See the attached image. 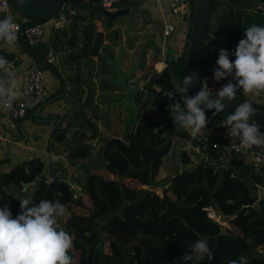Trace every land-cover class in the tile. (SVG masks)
<instances>
[{
	"label": "trees",
	"instance_id": "16d2710c",
	"mask_svg": "<svg viewBox=\"0 0 264 264\" xmlns=\"http://www.w3.org/2000/svg\"><path fill=\"white\" fill-rule=\"evenodd\" d=\"M145 1L64 0L48 17L34 19L37 23H44L40 41L43 48L50 47L54 54L62 52L59 61L70 70L66 88L56 67L41 60V70L45 67L53 71L59 87L48 93L47 98L63 92L61 99L69 101L79 97L74 102L76 106L90 110L86 119L77 117L72 125L68 122L64 126L53 124L47 143L48 147L64 141L69 144L65 158L71 165L79 161L76 166L79 174L68 177L69 184L77 195L85 194L92 205L86 213L71 212L70 207L74 206L64 205V214L66 211L69 214L66 225L63 221L60 223L70 228L67 230L73 240L72 264H183L184 254L191 251L195 241L202 239L208 240L214 257L212 261L206 258L200 264H229L241 255L247 258L248 264H264V171L254 172L246 160L226 151L223 140L206 134L211 131L209 128L214 121L226 122L227 116L220 113L213 116V112L206 111L209 123L202 134L193 138L189 131L175 127L168 109V105L175 101L184 106L179 94L172 99L165 94L181 86L189 27L182 40L172 37L164 53L165 66L143 76L140 92L153 93L156 103L138 111L136 122L128 127L125 139L115 134L98 138L97 110L92 105L95 95L115 93L114 99H119L123 92L111 84L114 70L112 66L104 65L110 52L104 45V33L95 28L93 21H103L105 30H110L112 22L118 23L122 16L107 26L101 13L103 10L126 8L128 14L134 9L143 12L146 10ZM104 2H108L107 7L103 6ZM260 5H264V0H210L205 33L210 25L225 32L226 48L233 62L235 56L232 53L239 41L246 38V28L253 24L264 27V8ZM16 12L23 14L19 10ZM190 18L191 12L188 23ZM50 19L65 20L66 25L46 23ZM111 32L109 38L114 41L118 38V29ZM169 47L172 54H169ZM126 48H131L129 38ZM148 51L152 59L159 53L155 31L149 33L136 54L141 58L140 67ZM154 84L158 86L156 91L153 90ZM243 98L252 106L264 109V103L238 91L235 101L246 102ZM109 101L105 98L99 103L107 105ZM138 102L136 94L135 104ZM146 121L151 122L142 124ZM70 127L77 129L67 135ZM86 127L88 134L83 129ZM96 141L100 143L92 151ZM174 142L180 143L177 151L180 167L162 183L156 177ZM186 143L197 146L199 151H187L182 146ZM213 143L216 147H212ZM52 164L32 157L13 165L10 172H0V178L7 175L9 178L0 185L3 188L0 190V204L10 208L13 218L21 208L20 198L11 192L12 188L20 189V183L37 177L35 184L28 188L33 190V197L29 199L38 204L46 180L59 179ZM133 184L146 187L140 189ZM157 185L160 186L158 194L150 190L153 187L158 189ZM55 198L50 194L44 200L55 201ZM208 212L213 214V219L207 216ZM188 264L195 262L189 261Z\"/></svg>",
	"mask_w": 264,
	"mask_h": 264
},
{
	"label": "clouds",
	"instance_id": "9594fccd",
	"mask_svg": "<svg viewBox=\"0 0 264 264\" xmlns=\"http://www.w3.org/2000/svg\"><path fill=\"white\" fill-rule=\"evenodd\" d=\"M18 2L22 4L23 0ZM245 37L232 53L235 56L234 62L229 59L226 49H220L216 61L218 67L214 70V82L232 77L235 84L229 80L218 92L213 93L205 77L200 80L201 90L194 97H189L186 94L188 87L198 78L194 72L183 77L182 86L165 94L169 99L179 94L183 100V107L179 101L168 105L175 127L189 131L196 138L209 123L206 111L214 109L213 116L223 112L224 101L235 100L239 90L245 95L264 93V27L251 25L246 28ZM0 41L10 46L17 41L16 25L10 16L0 19ZM8 64L0 56V71L6 73L11 81L6 87L0 79V98L11 101L18 93ZM212 96L216 98L210 99ZM254 114L252 104L244 102L221 124L228 128L231 137L239 139L237 145L244 150H252L253 146L264 149V133H261L257 123L250 121ZM257 155L264 156V151ZM20 208L21 212L13 218L7 205L0 207V264H72L69 253L73 248V240L59 223L65 212L64 205L59 201L43 199L36 204L30 199H24L20 200ZM213 257L208 240H197L192 244L191 251L184 254L183 264L189 261L200 264L206 258L212 261ZM229 264H248V260L241 255Z\"/></svg>",
	"mask_w": 264,
	"mask_h": 264
},
{
	"label": "built area",
	"instance_id": "2783aa9c",
	"mask_svg": "<svg viewBox=\"0 0 264 264\" xmlns=\"http://www.w3.org/2000/svg\"><path fill=\"white\" fill-rule=\"evenodd\" d=\"M151 9V16L154 22L158 25L157 30V44L159 45V52L163 53L166 38L176 29L178 23L182 22L188 25L187 20L192 10L193 0H146ZM103 6L107 7L108 2H104ZM15 12L10 8L7 0H0V19L5 16H10L16 25L17 41L14 45H8L10 48H15L21 42L27 47H34L40 44L43 36L44 23H37L28 15L22 14L15 18ZM51 19L49 22H53ZM0 43H4L0 41ZM226 49V36L223 30H216L210 25L207 33L204 34L201 46V60H200V74L199 87L201 90L200 80L207 78L209 89L216 93L224 85L232 80L222 79L218 83L214 82V70L218 67L216 61L218 59L220 49ZM228 51V50H227ZM43 61L46 65L54 66L56 64V56L50 47L43 49ZM163 67L165 66V62ZM162 67V68H163ZM161 68V69H162ZM160 69V70H161ZM235 84L236 81L232 80ZM15 91L18 95L15 99L9 101L8 98H0V114L5 115L10 122L17 124L25 115L28 108L42 103L47 98V91L44 85V76L41 68L34 62L30 64L22 76V82L16 85ZM241 93L242 90H239ZM255 100H262L264 103V93L259 95H246ZM225 121H214L209 130L206 131L208 135H214L223 140V147L227 152L238 155L246 160L254 172L264 170V156L258 157L264 149L253 146L252 150L241 149L237 144L240 143L238 138H233L228 134V128L222 126ZM262 133V132H261ZM216 147V143L212 144ZM198 149V147H197ZM199 151V149H198ZM197 151V152H198ZM207 216L213 219V214L208 212Z\"/></svg>",
	"mask_w": 264,
	"mask_h": 264
},
{
	"label": "crops",
	"instance_id": "0c3cea01",
	"mask_svg": "<svg viewBox=\"0 0 264 264\" xmlns=\"http://www.w3.org/2000/svg\"><path fill=\"white\" fill-rule=\"evenodd\" d=\"M50 20H48L46 23H50V24H53L55 26H58L61 24L66 25L65 20H61V21L52 20L53 22H49ZM115 27H117V23H114L113 29H115ZM182 27H184V23H182V22L178 23L176 26L177 31L179 28L181 29ZM113 29H110L109 31L107 30L106 34L104 33V36H105L104 45L107 47V49L111 47L109 43L112 40L109 37L111 36V33H112L111 31H113ZM97 30H100V29L98 28ZM157 35L158 34L156 31V41H157ZM112 42H113L112 45H114L116 47V51L114 52L115 56H112L110 53L109 58L111 60H114L116 55H117V52H118V45L119 44H120L121 49H122V39L118 35V38ZM26 47L27 46H25L21 42H19L15 48H10L5 43H0V56L4 57L9 62L8 67L11 70V73H12V76H13L15 82H16V85L21 84L22 76L25 73V71L27 70L28 66L34 62L36 63L37 49L32 51V47H28V48H26ZM6 54H8L10 56H7ZM62 55H63L62 52L55 53L56 64L54 66L56 67V70L59 72L60 76L65 80L64 83H65V86L67 88V84H68L67 77H68L70 70L68 69L67 66L63 65L59 61V59H61ZM121 58H122V54H121ZM41 60H43V53L41 55ZM161 61H163V58ZM161 61L159 62V60H158V61H156V63H161ZM120 68L122 69V62H120ZM122 70H124V69H122ZM42 72H43V76H44V85L46 87L47 94L52 92V91H55L56 88L58 87V83L56 82V79L52 73L53 71L50 72V71H48V69H45V67H44ZM0 79H2L4 81L6 87H8L11 83L9 76L2 71H0ZM128 85H132V84L128 83ZM58 89H59V87H58ZM60 93H62V92H60ZM60 93H58V94H60ZM55 95H57V94H55ZM54 96H51V97H54ZM104 96L105 97L103 99L109 98L110 100H113L116 95H115V93H113V94L108 93L107 95H104ZM49 98H46V100ZM95 98H100V97H99V95L96 94L94 97V102L92 104L93 107H95L97 110V119H96L97 124H95V126L97 128L98 138H100L99 135L101 133H103L104 128L108 132H113L112 127H111L112 126L111 120L115 116H116V123H118V126H120V129L122 131V113L120 111L116 112V109H114L113 111H107V107L109 105V102L107 105L103 102L104 104L102 105L100 103H97ZM78 99H79V97H75L72 100L65 101V100L61 99L60 97H58L54 101H52L51 103L40 107L39 112L42 115H55L56 119L54 121V125L63 126L64 122L65 123L68 122L70 125H72L75 122V120L77 119L75 115H77L78 118L83 117L79 113L80 109L74 103L75 100H78ZM103 99H100V101H102ZM46 100H44V101H46ZM255 101L263 103V101L259 100V99L255 100ZM40 104H38V105H40ZM73 104H75L76 108L71 107V105H73ZM38 105L28 108L24 117L18 122V124H13L12 122H10L8 120V118L5 115L0 114V161H2L0 163V172L1 173H4L6 170L8 171V169L10 167H12L13 165L19 164L23 160L30 159L32 157L33 158L38 157L40 159H44L46 161H50L53 163L55 161L58 162L62 159L61 160L62 163H66V161H63L64 159H67V158H65L64 154H63V156H59V154H57V152H56V145L57 144H55L52 147L47 146V143L49 141V137L51 135L50 129L53 125H49L47 122H36L33 118V113H34L36 107H38ZM87 109L89 110V108H87ZM83 111L86 112L87 110L85 109ZM106 112H109L110 115ZM61 115H62V118L60 119ZM107 117L110 120L109 121L110 125H108V126L105 125ZM99 125H102V128H100ZM120 132H117V133L119 134ZM64 142H66V141H64ZM61 143H63V142H61ZM65 151L63 153H65ZM92 151H93V147H92ZM78 164H79V161H77V164H73V165L77 166ZM68 165H69L70 169L74 168L73 165L70 164V162L68 163ZM74 170L76 171V167ZM78 174H79V172L77 174H73V176L75 177ZM58 178L66 181L69 184V181L67 178H60V177H58ZM8 179H9L8 175L1 177L0 178V185L5 184V182L8 181ZM70 186H72V185H70ZM1 189H3V188L0 186V190ZM0 207H2L1 204H0Z\"/></svg>",
	"mask_w": 264,
	"mask_h": 264
},
{
	"label": "rangeland",
	"instance_id": "374dc122",
	"mask_svg": "<svg viewBox=\"0 0 264 264\" xmlns=\"http://www.w3.org/2000/svg\"><path fill=\"white\" fill-rule=\"evenodd\" d=\"M136 4L138 6H140V4L138 2H136ZM144 7L146 8V10H144L143 12L134 9L133 11H131L130 14H128V12L125 13V14H122L121 15L122 17L119 19L118 23L116 22L117 23V27H115V28L118 29V34H119L120 38L122 39V55L124 53V55L122 57V69H124V70L127 67H130L133 64V62L135 61L134 60L135 59V55L141 49L142 43H144L145 39H147L149 33L151 31H155V33H156V31L158 30V26L156 25V23L153 20V17L151 16V12H150L151 9H150L149 3L147 1H145ZM260 7L264 8V5H260ZM11 10L16 13L15 14V18L20 16L16 12L18 9L12 7ZM189 21H190V19H189ZM114 23H115V21L112 22L111 29H113ZM93 24H94L96 29L99 28L100 30H102L103 33L106 34L107 30H105L103 21L95 19L93 21ZM187 24L188 25L185 24L184 27H182L181 29L179 28L178 31H177V29H175L166 38V44H165V48H164L163 53L159 52L155 59H152V56H151L149 51L146 53L143 66L142 67L139 66L127 78L129 84H134L136 82H139L140 85H142L143 82H144L143 76H144L145 73H147V75H148L152 71H155V72L160 71V69L163 67L164 63H162V62L161 63H156V61L159 60V62H160L162 60V58H164L165 50H166L168 44L171 42L173 36H176L177 38H181V40H182V36L185 33L184 31L186 30L187 27H189V23H187ZM128 38L131 41V48L130 49L126 48V43H127V39ZM109 44H110L111 47L108 48V49H109L111 55L115 56L114 52L116 51V47L114 45H112L113 44L112 41H110ZM172 53H173V50H172L171 47H169V54H172ZM104 65L109 66V64L105 63V61H104ZM92 82L94 83V81H92ZM176 84H178V83H176ZM157 89H158V86L156 84H154L153 85V90L156 91ZM97 95H99L100 98H95V100H96L97 103H99L98 101H100V99H103L105 96L103 94H97ZM137 97L139 99V102H138V105H136V107H137V110L139 112L143 111L147 107L153 106L156 103L155 95L153 93L150 94L146 90H144L142 92H138L137 93ZM114 100H117V99H113L112 101H114ZM242 100H245L246 102H248L244 98ZM71 107L72 108H76L75 104L71 105ZM114 109H116V112L120 111L122 113V131L120 129V126H118V123H116V116H115L111 120V122H112V126L111 127H112V131L113 132H108L104 128L103 133H101L99 135L100 139H105L106 137H108L110 135H113V134L117 135L121 139H125L127 137L128 133H129L128 127L129 128L132 127V125L130 123V121H131V112H130V109L128 108L127 104L126 103H121L119 105H114V104L110 105L109 104L108 107H107V111H113ZM83 110H85V109H83ZM83 110L80 109V111L79 110L78 111L83 116V118L86 119L89 116V110L86 109L87 110L86 112L83 111ZM106 113L109 114V112H106ZM90 115H91V113H90ZM75 116H76V118L78 117L77 115H75ZM109 121L110 120L107 117L106 122H105L106 126L110 125ZM95 124H97V123L95 122ZM64 125H65V122H64L63 126ZM99 127L102 128V125H99ZM76 129H77V127L68 128L67 129V134L68 135L72 134ZM83 129H84V132L86 134L89 133V129L87 127L83 128ZM117 132H120L119 133L120 135ZM178 141L180 142V140H178ZM99 143L97 141L95 142V145L93 147V151H94V149L97 147V145ZM68 145L69 144L67 142H63V143L57 144L56 145L57 154H59V156H63V154H64L63 152L67 149ZM179 145H180V143L174 142L172 144L170 152L164 156L163 162L161 164V167H160V169L158 171V174H157V177H156V180H158L159 182H162V183L165 182L167 180V178L169 177V175L174 171V169H177L178 167H180L179 160H178V155H177V151H178ZM182 146L185 149H187V151L192 150V151H194L196 153L198 151L197 146H195V145H191V144L186 143V144H182ZM192 159H193V161H196V157L192 156ZM61 160L58 161V162L55 161L52 164L53 169L55 168V171H54L55 175L57 177L67 178V179H68V177H71V178L74 177L73 174H77L78 173V171L74 170L76 166L73 165L74 168L70 169L69 165H68V163L70 162L69 159H64L63 160V161H66V163H62ZM74 164H77V161H75ZM11 168L12 167H10L8 169V171L7 170L6 171L10 172L13 169V168L12 169ZM6 171L4 173H6ZM126 183L129 184V185L131 184V183H128L127 181H126ZM133 185L135 187H137V188H140V189H145V187H146V186H139L137 184H133ZM157 186H158V189L153 187L152 189L150 188V190L152 192L156 193V194L160 193V190H159L160 186L159 185H157ZM70 187H71L72 198L73 199L80 198L84 202V206L83 207H79V206L73 205L74 207H72V208L70 207V211L71 212L74 211V212H77V213H86L87 211H89L92 208V205L89 202V200L86 197V195L85 194L77 195L76 193L73 192L74 191V189H73L74 187H72V186H70ZM11 192L16 197L20 198V200L29 199V197H31V198L33 197V190L31 188H26L24 191H21V189H13L12 188ZM37 200H38V198H37ZM67 214H69V211L68 212L66 211V214H64L61 217L59 223L63 221L64 224L66 225L65 222H66V219H67ZM62 223H60L61 226L65 229V231L68 232V230H67L68 227H65L64 224H62ZM68 229H70V228H68Z\"/></svg>",
	"mask_w": 264,
	"mask_h": 264
},
{
	"label": "water",
	"instance_id": "95a60500",
	"mask_svg": "<svg viewBox=\"0 0 264 264\" xmlns=\"http://www.w3.org/2000/svg\"><path fill=\"white\" fill-rule=\"evenodd\" d=\"M10 6L18 9L23 14L28 15L32 19L46 18L52 14L57 7H59L64 0H23V3L20 4L18 0H7ZM210 0H193L191 18L189 23L188 35L186 38V45L184 49V61L183 69L180 76L181 86L183 83V77L189 76L192 73L197 74V80L194 82L187 90V96L194 97L199 91V74H200V60H201V46L203 37L205 34L207 16L209 12ZM102 15L105 17V25H109L113 19L116 17L127 13V9L123 8L120 10H103ZM37 49L36 64L42 68L43 64L41 63V55L43 53V45L40 43L32 47V51ZM122 49L120 44L118 45V52L114 60H111L109 57L106 59L105 63L112 66L115 77L112 79L111 84L118 86L122 92L123 96L117 100L109 101V104L119 105L121 103H126L131 112V125L133 126L136 122L137 117V107L135 104V95L141 91V85L139 82H136L132 85H128L127 78L139 67L140 64V55H137L134 63L122 70L120 68ZM63 94H57L54 97H50L46 101L42 102L38 107H36L33 118L36 122H47L49 125H53L56 119L55 115H42L39 112V108L45 106L56 98L60 97ZM215 96L210 97V99H215ZM225 109L220 114L228 116L234 114L235 109L239 104L244 102L233 101H224ZM255 109V114L250 117V121H254L260 126V131L264 133V109H259L252 106ZM214 112L215 110H210ZM151 121L142 122L146 124ZM37 177L31 179V181L26 183H20L21 191H24L27 187H30L35 184ZM54 194L55 201H59L61 204H71L79 207H83L84 204L82 199H73L71 193L70 185L61 179H49L45 182V189L42 195V200L45 199L48 195ZM54 201V202H55ZM70 255V253H69Z\"/></svg>",
	"mask_w": 264,
	"mask_h": 264
},
{
	"label": "flooded vegetation",
	"instance_id": "af4514ba",
	"mask_svg": "<svg viewBox=\"0 0 264 264\" xmlns=\"http://www.w3.org/2000/svg\"><path fill=\"white\" fill-rule=\"evenodd\" d=\"M136 57H137V55L135 56V59L134 60H136ZM140 60H141V58H140ZM127 82H128V80H126Z\"/></svg>",
	"mask_w": 264,
	"mask_h": 264
}]
</instances>
